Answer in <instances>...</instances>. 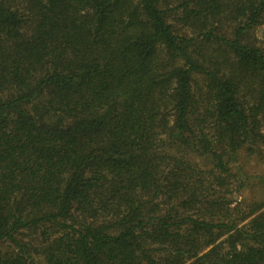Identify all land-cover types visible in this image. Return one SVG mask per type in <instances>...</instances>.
<instances>
[{
	"label": "trees",
	"instance_id": "1",
	"mask_svg": "<svg viewBox=\"0 0 264 264\" xmlns=\"http://www.w3.org/2000/svg\"><path fill=\"white\" fill-rule=\"evenodd\" d=\"M260 26L264 0H0V264H264L232 171L264 147Z\"/></svg>",
	"mask_w": 264,
	"mask_h": 264
},
{
	"label": "rangeland",
	"instance_id": "2",
	"mask_svg": "<svg viewBox=\"0 0 264 264\" xmlns=\"http://www.w3.org/2000/svg\"><path fill=\"white\" fill-rule=\"evenodd\" d=\"M168 21L174 25L176 32L184 34V31L181 30L173 17H169ZM185 32L187 35H191L189 30ZM253 38L257 40V43L264 46V26H260L253 31ZM197 80L198 85L194 88L196 91L204 85L201 78H197ZM197 161L201 167H207L205 160ZM232 171L237 177L235 182L241 186V190L234 196L235 203L246 201L241 206L244 208L251 201L264 202V147L254 155H248L243 151L238 162L232 165Z\"/></svg>",
	"mask_w": 264,
	"mask_h": 264
}]
</instances>
